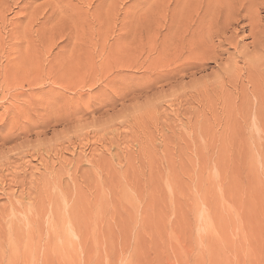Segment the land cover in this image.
<instances>
[{
  "label": "rangeland",
  "instance_id": "1",
  "mask_svg": "<svg viewBox=\"0 0 264 264\" xmlns=\"http://www.w3.org/2000/svg\"><path fill=\"white\" fill-rule=\"evenodd\" d=\"M0 46V264H264V0H0Z\"/></svg>",
  "mask_w": 264,
  "mask_h": 264
},
{
  "label": "bare ground",
  "instance_id": "2",
  "mask_svg": "<svg viewBox=\"0 0 264 264\" xmlns=\"http://www.w3.org/2000/svg\"><path fill=\"white\" fill-rule=\"evenodd\" d=\"M0 47H1V46H0ZM3 55H4V54H3ZM12 55H13V54H12ZM4 57H5V56H4ZM13 60H14V59H13ZM8 62L10 63V60H8ZM8 62H7V63H8ZM1 63H2V62H1ZM15 63H16V62H15ZM1 67H2V66H1ZM9 68H10V67H9ZM9 68H8V70H9ZM46 68H47V67H46ZM52 68H53V67H52ZM0 70H1V68H0ZM5 71H6V72H5L4 77H5V78H8V77L11 75V73H10V71H7V70H5ZM37 71H39V70H37ZM2 72H3V71H2ZM14 72H15V71H14ZM41 72H42V71H41ZM42 73H43V72H42ZM42 73H41V74H42ZM41 74H40V75H41ZM14 76L16 77V75H13L12 77H14ZM43 76H44V75H43ZM40 78H41V76H40ZM43 78H44V77H43ZM43 78H41V81H40V79H39V81H40L39 83L42 82V79H43ZM0 79H1V78H0ZM12 79H13V78H12ZM12 79H10V80H12ZM33 79H34V78H33ZM37 79H38V78H37ZM5 80H6V79H5ZM45 80H46V79H43V81H45ZM37 81H38V80H37Z\"/></svg>",
  "mask_w": 264,
  "mask_h": 264
}]
</instances>
